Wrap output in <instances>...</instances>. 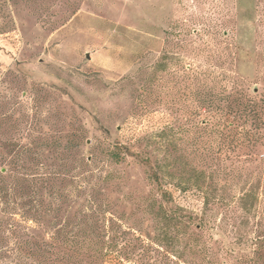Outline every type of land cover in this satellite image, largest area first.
<instances>
[{"label": "rangeland", "instance_id": "1", "mask_svg": "<svg viewBox=\"0 0 264 264\" xmlns=\"http://www.w3.org/2000/svg\"><path fill=\"white\" fill-rule=\"evenodd\" d=\"M197 70L214 71L226 89L237 70L250 95L264 91V0H0V170L17 161L15 170L35 176L84 157L92 180L109 176L98 190L121 218L117 250L128 258L109 263L176 264L165 250L187 262L193 254L158 229V205L148 198L160 196L147 171L165 150L164 126L173 128L174 156L183 162L188 152L185 95ZM67 142L80 146L65 149ZM116 143L128 147L120 163L108 157ZM256 156L236 167L235 178H222L227 205L215 207L210 226L188 230L213 253L227 249L230 264L264 240V144ZM251 188L255 199L240 204L254 207L233 212L234 196ZM166 206L199 213L201 202L174 191ZM16 212L0 217L32 232L34 222ZM11 246V238L0 241V255L10 256L0 262L38 264ZM260 255L249 264H264V246Z\"/></svg>", "mask_w": 264, "mask_h": 264}, {"label": "trees", "instance_id": "2", "mask_svg": "<svg viewBox=\"0 0 264 264\" xmlns=\"http://www.w3.org/2000/svg\"><path fill=\"white\" fill-rule=\"evenodd\" d=\"M213 72L197 70L188 77L185 98L189 99L186 109L189 126L182 138L188 152L182 156L183 162L172 153L170 145L174 134L168 125L160 131L165 150L159 158H154L147 171L149 183L160 196L158 201L154 196L148 198L150 207L158 205L153 216L159 231L164 238L181 241L184 249L193 254L184 262L180 255L165 250L166 256L170 260L173 258L176 264H230L226 260L227 249L218 247L213 253L203 236L188 230L193 224L199 229L210 226L215 207L223 209L227 205L219 193L222 178L226 174L235 178L234 170L244 162L253 165L258 146L264 144V91L250 95L237 70L236 79L232 81L235 86L219 88L218 77ZM78 146L80 144L67 142L63 148ZM127 152L128 147L116 143L109 149L108 157L120 163ZM144 159L151 161L149 156ZM10 164L12 168L0 170V201L3 204L0 211L13 215L18 208L23 221L34 222V230L28 233V227L20 222H7L0 217V234L7 232L0 241L11 238L10 248L15 249L17 255L38 264H111V256H117L118 260L122 256L128 258L117 250L116 229L121 218L98 190L99 182L107 183L109 176L92 180L90 170L85 168L89 162L74 155L67 170L56 168L62 164L56 162L55 170L42 171L35 176L15 170L17 161ZM174 191L198 198L201 202L199 213L180 206L168 209L166 205L172 202ZM256 195L251 188L234 196L233 212L253 208L254 203L249 206L240 203L248 197L255 199ZM136 238L141 246L145 245L140 236ZM254 246L250 254L241 252L237 256L239 264L261 260L264 240L256 238ZM10 248L4 252H10ZM4 257L10 256L0 255V259Z\"/></svg>", "mask_w": 264, "mask_h": 264}]
</instances>
